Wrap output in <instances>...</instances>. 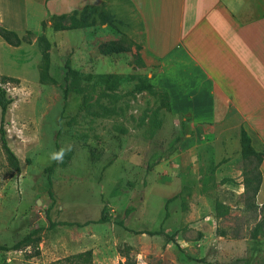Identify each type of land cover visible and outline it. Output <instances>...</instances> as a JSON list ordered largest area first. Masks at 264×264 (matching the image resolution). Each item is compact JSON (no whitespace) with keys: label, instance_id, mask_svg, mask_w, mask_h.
I'll list each match as a JSON object with an SVG mask.
<instances>
[{"label":"rangeland","instance_id":"obj_1","mask_svg":"<svg viewBox=\"0 0 264 264\" xmlns=\"http://www.w3.org/2000/svg\"><path fill=\"white\" fill-rule=\"evenodd\" d=\"M76 2L50 1L58 7ZM2 3L6 12L15 9L23 26L28 23L24 3ZM102 5L88 9L85 35L49 25L38 30L31 21L34 27L18 34L32 31V44L0 46V84L14 101L4 130L21 167L20 173L11 167L0 135V246L12 248L35 231L41 240L39 250L0 251V264H67L66 258L90 250L93 264H119L124 256L137 264H226L239 258L264 264V232L261 243L252 240L257 224L264 227V214L246 208L245 192L214 183L217 172L227 171L242 173L244 183L253 167L243 155V114L197 125L191 115L173 113L169 98L153 85V57L144 53L151 67L134 70L132 54H99L100 45L120 38L113 14L125 21L117 0ZM43 36L50 42L44 82ZM3 77L17 82L5 84ZM66 84L71 94L65 105ZM190 137L200 138L198 147L182 148ZM160 150L166 156L149 169ZM218 153L224 160L216 164ZM208 176L205 193L200 184ZM100 200L109 222L80 217L85 211L95 217ZM217 203L230 213L219 216Z\"/></svg>","mask_w":264,"mask_h":264},{"label":"crops","instance_id":"obj_2","mask_svg":"<svg viewBox=\"0 0 264 264\" xmlns=\"http://www.w3.org/2000/svg\"><path fill=\"white\" fill-rule=\"evenodd\" d=\"M3 1L24 3L28 23L23 26L15 9L6 12ZM50 1L0 0V26L20 33L31 29L34 21L39 30L49 15L69 13V8L95 10L105 0H77L62 7ZM116 6L125 13V21L121 14L112 13L116 23L124 25L121 28L117 23L119 31L141 44L146 55L157 61L151 67L144 54L147 68L155 71L153 85L168 94L173 113L191 115L197 125L223 124L230 112L243 114L252 146L264 153V0H117ZM84 29L78 31L85 35ZM0 40L2 48L12 47ZM199 144L200 138L190 137L182 148L191 150ZM220 154L212 162H223ZM228 167H232L231 161ZM259 170L262 183L256 205L260 208L264 205V159ZM208 172L205 169L204 174ZM234 177L239 178V185L227 179ZM217 182L239 195L245 192L242 173L217 172ZM200 186L209 192V176ZM104 209L100 200L95 217L88 211L79 215L87 222H97Z\"/></svg>","mask_w":264,"mask_h":264},{"label":"trees","instance_id":"obj_3","mask_svg":"<svg viewBox=\"0 0 264 264\" xmlns=\"http://www.w3.org/2000/svg\"><path fill=\"white\" fill-rule=\"evenodd\" d=\"M92 10V9H90ZM94 10V9H93ZM97 10V9H95ZM94 10V11H95ZM90 12L89 10H87ZM87 11L80 12L78 10H73L70 13H64L60 15H50L47 20L42 23V28L45 29L48 25L54 31H70L80 28H85L84 25L87 23ZM32 31H28L25 36L21 37L17 32L8 30L4 27L0 26V37L10 46L12 47H20L22 44H32V40L29 38L32 35ZM41 41H44L45 47L43 48L42 59L44 61L45 74L44 77L41 74L40 79L44 82V79H48V73L50 70V42L47 37H42ZM99 54L110 57L118 54H132V60L130 62V66L134 69H145L147 68V64L145 62L144 57V47L135 42L132 38H130L127 34L121 33L119 39L110 40L108 42L103 43L98 48ZM42 66V65H41ZM72 72V68L70 67V61L68 60L65 65V74L64 80L68 81L69 74ZM2 80L7 84L9 81L17 82L14 79L3 77ZM45 80V81H46ZM168 98V94L161 90ZM71 94V88L68 84L64 87V98L65 105L68 103ZM14 103L13 99L8 96L6 89L0 84V109H1V127H0V135L3 143V148L8 156L9 163L11 167L17 172L20 173V160L14 153V151L10 148L7 139V133L4 130V125L6 121V117L11 105ZM241 144L243 149V155L245 159H250V166H253L251 170H247L244 174V184H245V205L247 209L257 210L259 209L261 213L264 214V205L262 207H258L256 205V196L260 190L262 183V174L259 170L261 163L264 159L263 152H257L252 146V140L249 137L247 131L243 128L241 130ZM166 151H158L155 153L151 162H149V169L153 168L158 162L166 156ZM50 171L53 170L52 167L49 168ZM225 208L224 211L222 209ZM217 214L219 216L226 215L230 213L229 207H223L222 204L217 203L216 205ZM133 209H129L128 211H132ZM264 218V217H263ZM100 223L109 222V220L105 217L104 213L101 219L98 221ZM262 222V221H261ZM258 223L252 232V240L259 244L261 243V238L263 237L264 227L262 223ZM58 225H70L67 223H58ZM52 227L57 226L55 223L51 224ZM38 231H35L27 236H25L20 242H18L14 247L8 248L0 246V251H11V250H20L25 247H30L34 245V248L39 250L40 239H35ZM40 252L36 251L35 255H39ZM125 262H120L119 264H137L136 260L131 258L130 256H124ZM65 263L67 264H93V251H86L83 253H79L73 256H70L65 259ZM57 264H63L62 261H59ZM158 264H163L162 262H158ZM217 264H225V263H217ZM226 264H253L251 260L246 258H239L230 263Z\"/></svg>","mask_w":264,"mask_h":264},{"label":"built area","instance_id":"obj_4","mask_svg":"<svg viewBox=\"0 0 264 264\" xmlns=\"http://www.w3.org/2000/svg\"><path fill=\"white\" fill-rule=\"evenodd\" d=\"M8 84V83H7Z\"/></svg>","mask_w":264,"mask_h":264}]
</instances>
